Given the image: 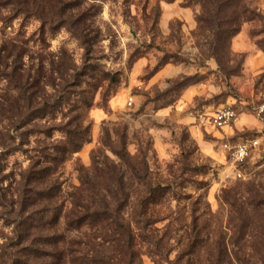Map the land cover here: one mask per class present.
I'll list each match as a JSON object with an SVG mask.
<instances>
[{
	"label": "rangeland",
	"instance_id": "1",
	"mask_svg": "<svg viewBox=\"0 0 264 264\" xmlns=\"http://www.w3.org/2000/svg\"><path fill=\"white\" fill-rule=\"evenodd\" d=\"M78 2L76 11H85L90 20L85 43L66 28L48 29L43 38L39 20L13 19L0 6V48L15 39L23 41L27 50L20 64L25 72L22 77L17 75L16 82L20 78L33 82L34 73L48 75L52 67L68 69L64 72L68 82L51 80L45 91L36 93V88L27 89L4 78V70L10 71L5 64L12 59L0 51V101L8 96L16 105L23 103V97L31 106L47 99L60 103L54 114L27 124H21L20 118L28 110L14 106L11 130L10 121L0 123V264L15 249L22 173L29 169L32 156L37 159L42 151H51L47 147L60 142L61 127L73 118L88 126V136L80 151L62 160L52 176L61 183L57 204L62 206V218L50 232L78 236L67 229L66 222L77 203L72 194L81 184L76 167L92 165V151H98L104 136L119 147V136L124 134L129 153L139 155V161L145 156L153 179L171 183L175 193L154 208L155 214L169 216L154 226V232L164 233L170 223L172 250L163 258L154 256L152 246L135 230L134 251L141 264H207L221 240L229 252L226 261L241 264L239 254L246 263L264 264L260 238L264 221H249L246 237L238 244L240 211L247 217L251 197L264 192V52L251 36L258 25L243 24L220 66L209 55L208 33L198 26L196 18L202 8L195 0ZM252 5L264 12L263 0ZM50 33L54 34L48 37ZM27 69L35 72L29 77ZM130 96L133 103L128 105ZM223 106L232 107L237 118L218 128L212 117ZM246 137H257L259 147L240 166L242 175L238 176L227 145ZM10 143V148L18 146L19 150L8 151ZM107 154L118 162L110 150ZM133 189L140 191L136 186ZM192 215L201 216L198 222L205 226L206 241L188 256L184 250ZM89 232L81 233L87 246ZM85 245L83 252L90 248Z\"/></svg>",
	"mask_w": 264,
	"mask_h": 264
},
{
	"label": "trees",
	"instance_id": "2",
	"mask_svg": "<svg viewBox=\"0 0 264 264\" xmlns=\"http://www.w3.org/2000/svg\"><path fill=\"white\" fill-rule=\"evenodd\" d=\"M195 1L202 8L196 19L201 31L208 33L209 55L214 57L220 66L227 60L231 41L241 31L245 22L258 25L259 28L252 29L251 36L264 52V12L252 5L258 0ZM80 5L78 0H0V6H4L6 11L12 14L11 18L34 17L39 20L43 38L46 37L48 29L53 31L66 28L77 40L85 43L88 40L87 32L90 31V20L85 11H76ZM53 34L50 33L48 37ZM22 43L23 41L17 43L15 39H11L0 48V51L7 53V58L12 59L5 64L10 68L8 72L4 70L5 79L27 89L36 88V93L40 89L45 91L54 79L68 82L64 73L68 69L60 70L63 68L61 65L60 69L52 67V72L48 75L42 74V78L34 73L33 82L21 78L16 82L17 75L22 77L25 72H22L20 67L22 57L27 55ZM39 68L44 69L43 66ZM26 71L29 72V77L30 72H35L28 69ZM54 72L56 77L52 76ZM21 99V105H16L8 96L0 101V123L4 120L10 121L9 130L16 118V115L11 114L15 108L28 110L23 118H20L21 124H27L34 118H45L54 114V110L60 106L58 100L51 102L47 99L39 102L37 106H31L27 97ZM88 129L80 119L73 118L61 127L63 137L60 142L47 147L51 151H42L37 159L35 156L31 157L33 161L21 177L22 189L18 201L21 218L17 223L19 229L16 230L17 240L13 247L15 249L3 264H141L134 251L138 236L135 230L152 246L151 254L154 256L163 258V255L166 256L172 250V245H169L172 235L167 228L170 223L164 226V233L154 232V226L158 222L169 218L155 214L154 208L162 204L164 197L175 196L171 191V183H161L153 179L147 158L143 156L139 161V155L136 157L129 153L124 134L119 136V147L112 146L110 136H104L98 151H92V165L85 167L78 164L76 167L81 184L77 192L72 194L77 203L74 212L66 216V222L67 229L77 232L78 236H71L63 231H49L50 228L56 227L62 218V206L57 204L62 191L61 183L52 176L62 160L80 151L82 144L87 140ZM8 136L12 138L9 131ZM11 144L8 151L19 150L18 146L10 148ZM109 150L117 157L118 162L110 159L107 154ZM134 186L139 188L138 193L134 191ZM250 205L251 211L246 212L247 217L242 216L240 211L242 223L238 225V244L246 237L249 221H264V192L259 191L253 195ZM192 216L188 245L184 250L188 256L193 255L196 248L206 241L203 234L205 226L198 222L201 216ZM86 229H90L88 246L85 245L87 243L84 244L81 236ZM260 238L264 247V231ZM217 242V253L210 255L207 264H234L230 259L225 260L229 252L224 241ZM83 245V248H90L83 252ZM238 259L241 264H249L241 260L243 258L239 254Z\"/></svg>",
	"mask_w": 264,
	"mask_h": 264
},
{
	"label": "built area",
	"instance_id": "3",
	"mask_svg": "<svg viewBox=\"0 0 264 264\" xmlns=\"http://www.w3.org/2000/svg\"><path fill=\"white\" fill-rule=\"evenodd\" d=\"M128 105L133 103V97H129ZM237 115L232 107L223 106L215 111L212 121L215 127L222 128L231 125L236 121ZM259 147V140L257 137L241 138L232 145H227L229 151V158L232 166L237 171L238 176L242 175L240 166L250 158L253 152Z\"/></svg>",
	"mask_w": 264,
	"mask_h": 264
}]
</instances>
